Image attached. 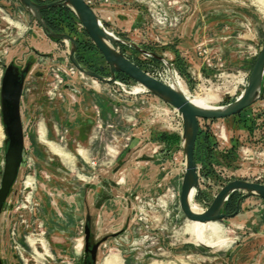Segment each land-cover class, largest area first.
Masks as SVG:
<instances>
[{
  "label": "rangeland",
  "instance_id": "1",
  "mask_svg": "<svg viewBox=\"0 0 264 264\" xmlns=\"http://www.w3.org/2000/svg\"><path fill=\"white\" fill-rule=\"evenodd\" d=\"M53 1L60 0H36ZM86 1L131 61L193 96L216 95L213 106L244 91L264 41V0ZM44 16L77 40L84 67L110 77L70 6ZM71 49L69 40L49 37L20 0H0V186L7 150L2 78L9 64L30 66L21 97L23 162L0 215L3 264H89L88 219L91 242L105 239L94 264L113 255L120 264H264V200L250 196L239 214L217 221L229 246L197 243L180 206L181 114L130 77L118 73L108 83L86 75L71 62ZM199 122L193 203L200 211L229 181L264 184V80L253 105ZM241 194L230 197L232 208Z\"/></svg>",
  "mask_w": 264,
  "mask_h": 264
},
{
  "label": "water",
  "instance_id": "2",
  "mask_svg": "<svg viewBox=\"0 0 264 264\" xmlns=\"http://www.w3.org/2000/svg\"><path fill=\"white\" fill-rule=\"evenodd\" d=\"M20 1L38 21L49 37L69 40L71 42L72 49L70 52V60L81 72L108 83L115 82L118 73H124L135 82L144 86L150 93L173 106L181 114L183 119L182 138L183 151L185 154V173L181 186L180 206L189 221L208 222L234 217L240 213L242 202L246 198L250 196H259L264 200L263 183L235 179L224 185L215 196L210 206L201 212L194 211L190 201L191 191L197 189L199 186V174L195 160V146L200 127L199 121L200 119L216 120L237 115L244 109L253 105L261 97L264 80V41L244 91L234 101L227 104L216 107H202L195 104L183 91L152 76L131 61L120 47V39L110 34L93 7L86 0H60L46 4H40L34 0ZM67 5L74 10L89 37L103 54L110 67V77H106L84 67L76 57L78 49L77 40L70 34L53 31L44 19L42 14L43 10ZM142 51L167 63L164 58L156 54L149 53L146 50ZM29 70V65L20 71L19 68L12 63L6 66L2 78L1 107L7 135V150L5 153V166L0 186V215L23 162L25 136L21 117V97L25 76ZM236 191H242V194L236 201L234 212L228 214L225 212V207L232 194ZM84 234L85 253H90V260H86L89 264H94L97 260L99 246L105 239L92 244L89 219L85 224ZM0 264H3L1 254Z\"/></svg>",
  "mask_w": 264,
  "mask_h": 264
},
{
  "label": "bare ground",
  "instance_id": "3",
  "mask_svg": "<svg viewBox=\"0 0 264 264\" xmlns=\"http://www.w3.org/2000/svg\"><path fill=\"white\" fill-rule=\"evenodd\" d=\"M109 32L112 36H115L111 31ZM174 87L183 91L195 104L199 106L216 107L211 105L213 100L217 99L216 95L214 94L208 95L206 97L193 96L189 94V92H187L186 89L182 87L179 83L177 86ZM138 88L141 91H148L144 86H142L139 83H138ZM175 110L177 111V109ZM196 193H197V189L191 191L190 194L191 206L194 211L201 212L197 204L193 203ZM187 233L197 243H200L208 247H225V246H229L230 243L232 242V240H230L225 236L223 225H221L217 221H208V222L191 221L190 225L187 227ZM103 264H120V263L117 260V256L113 255L109 257L107 260H105Z\"/></svg>",
  "mask_w": 264,
  "mask_h": 264
},
{
  "label": "flooded vegetation",
  "instance_id": "4",
  "mask_svg": "<svg viewBox=\"0 0 264 264\" xmlns=\"http://www.w3.org/2000/svg\"><path fill=\"white\" fill-rule=\"evenodd\" d=\"M15 65V64H14ZM17 66V65H16ZM18 67V66H17ZM19 68V70L21 71V70H23L24 68H20V67H18ZM28 74V73H27ZM27 74H26V76H27ZM26 76H25V79H26ZM24 85H25V80H24ZM23 89H24V86H23ZM18 178H19V176H17V179H16V181H15V183L13 184V186H12V189H11V191H10V194H9V196H8V198H7V200H6V203H5V205H7L8 203V200H9V197L11 196V194L15 191V188H16V186H17V182H18ZM230 200V199H229ZM4 205V206H5ZM235 207H236V204H235ZM235 207L234 208H232L231 207V205H230V202L228 201V203H227V205H226V207H225V212L226 213H228V214H230V213H232V212H234V210H235ZM93 244V243H92ZM85 258L86 259H89L90 258V253H85Z\"/></svg>",
  "mask_w": 264,
  "mask_h": 264
},
{
  "label": "trees",
  "instance_id": "5",
  "mask_svg": "<svg viewBox=\"0 0 264 264\" xmlns=\"http://www.w3.org/2000/svg\"><path fill=\"white\" fill-rule=\"evenodd\" d=\"M34 1H36V0H34ZM57 8H60V7L57 6ZM48 9H49V8H48ZM46 10H47V9H45V10L42 11V14H43L44 19L46 20L47 24L49 25V27H50L53 31L58 32V31H56L53 27H51L50 23H49L48 20L45 18V16H44V12H45ZM119 74H120L121 76H122V75H123V76H127V75H125L124 73H119ZM127 77H128V76H127ZM231 199H232V198H230L229 202L231 201Z\"/></svg>",
  "mask_w": 264,
  "mask_h": 264
},
{
  "label": "built area",
  "instance_id": "6",
  "mask_svg": "<svg viewBox=\"0 0 264 264\" xmlns=\"http://www.w3.org/2000/svg\"><path fill=\"white\" fill-rule=\"evenodd\" d=\"M156 78H157V77H156ZM115 82H117V80H116Z\"/></svg>",
  "mask_w": 264,
  "mask_h": 264
}]
</instances>
